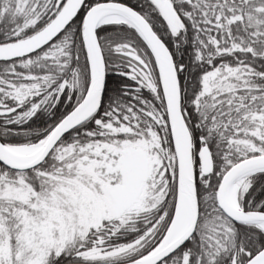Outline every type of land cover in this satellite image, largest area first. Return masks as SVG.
I'll return each mask as SVG.
<instances>
[{"label":"snow or ice","instance_id":"1","mask_svg":"<svg viewBox=\"0 0 264 264\" xmlns=\"http://www.w3.org/2000/svg\"><path fill=\"white\" fill-rule=\"evenodd\" d=\"M0 264H264V0H0Z\"/></svg>","mask_w":264,"mask_h":264}]
</instances>
